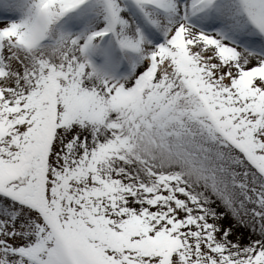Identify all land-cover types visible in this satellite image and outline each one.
Wrapping results in <instances>:
<instances>
[{
	"label": "snow or ice",
	"instance_id": "1",
	"mask_svg": "<svg viewBox=\"0 0 264 264\" xmlns=\"http://www.w3.org/2000/svg\"><path fill=\"white\" fill-rule=\"evenodd\" d=\"M0 264H264V0H0Z\"/></svg>",
	"mask_w": 264,
	"mask_h": 264
}]
</instances>
